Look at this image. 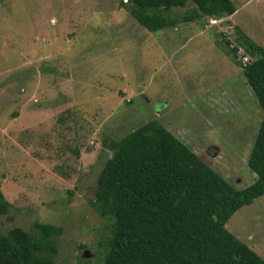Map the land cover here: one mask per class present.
Returning <instances> with one entry per match:
<instances>
[{
    "label": "rangeland",
    "instance_id": "374dc122",
    "mask_svg": "<svg viewBox=\"0 0 264 264\" xmlns=\"http://www.w3.org/2000/svg\"><path fill=\"white\" fill-rule=\"evenodd\" d=\"M234 3L230 18L152 33L127 1L0 0V189L11 203L0 232L59 224L56 264H102L110 220L89 203L111 154L102 140L152 118L234 187L253 182L263 110L226 47L236 53L234 26L264 46V0ZM225 225L264 259V195Z\"/></svg>",
    "mask_w": 264,
    "mask_h": 264
},
{
    "label": "trees",
    "instance_id": "16d2710c",
    "mask_svg": "<svg viewBox=\"0 0 264 264\" xmlns=\"http://www.w3.org/2000/svg\"><path fill=\"white\" fill-rule=\"evenodd\" d=\"M126 1L130 14L152 33L180 21L222 19L237 8L234 0ZM183 6V13L170 14ZM232 31L250 59L228 47L226 52L263 110L247 158L254 181L234 187L156 118L119 138L106 136L102 147L111 154L89 199L99 216L110 220L102 264H264L225 225L239 208L264 195V46L238 26ZM10 208L0 189V218ZM62 232L61 225L40 221L29 230L14 225L0 232V264H56Z\"/></svg>",
    "mask_w": 264,
    "mask_h": 264
},
{
    "label": "built area",
    "instance_id": "2783aa9c",
    "mask_svg": "<svg viewBox=\"0 0 264 264\" xmlns=\"http://www.w3.org/2000/svg\"><path fill=\"white\" fill-rule=\"evenodd\" d=\"M236 55L242 58V60L247 61L248 56L244 53V50L241 46H237Z\"/></svg>",
    "mask_w": 264,
    "mask_h": 264
},
{
    "label": "crops",
    "instance_id": "0c3cea01",
    "mask_svg": "<svg viewBox=\"0 0 264 264\" xmlns=\"http://www.w3.org/2000/svg\"><path fill=\"white\" fill-rule=\"evenodd\" d=\"M224 18H225V19H226V18H230V15L227 16V17H224ZM214 100H215V102L218 103L219 105H222V104H223V102H222V101H219V99H218L217 97H215Z\"/></svg>",
    "mask_w": 264,
    "mask_h": 264
},
{
    "label": "clouds",
    "instance_id": "9594fccd",
    "mask_svg": "<svg viewBox=\"0 0 264 264\" xmlns=\"http://www.w3.org/2000/svg\"><path fill=\"white\" fill-rule=\"evenodd\" d=\"M214 18H217V17H214ZM219 19V18H218ZM223 19V18H222ZM219 20H221V19H219ZM235 48L237 47V46H242V45H240L239 43H235ZM86 254V253H85Z\"/></svg>",
    "mask_w": 264,
    "mask_h": 264
}]
</instances>
